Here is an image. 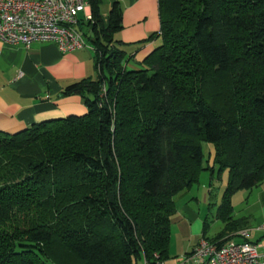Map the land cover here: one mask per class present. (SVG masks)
Masks as SVG:
<instances>
[{
	"label": "trees",
	"instance_id": "obj_1",
	"mask_svg": "<svg viewBox=\"0 0 264 264\" xmlns=\"http://www.w3.org/2000/svg\"><path fill=\"white\" fill-rule=\"evenodd\" d=\"M86 1L97 76L62 91L86 112L0 131V264L162 262L175 196L213 168L228 176L209 240L243 229L231 198L264 180V0H158L144 41L161 43L137 69L120 5L104 24Z\"/></svg>",
	"mask_w": 264,
	"mask_h": 264
},
{
	"label": "crops",
	"instance_id": "obj_2",
	"mask_svg": "<svg viewBox=\"0 0 264 264\" xmlns=\"http://www.w3.org/2000/svg\"><path fill=\"white\" fill-rule=\"evenodd\" d=\"M114 2L122 9V28L114 37L126 52V67L140 68L143 59L161 43L160 37L144 41L159 30L158 0H101L100 17L104 24ZM85 14L91 15L90 5L86 12H78L76 27L90 35ZM86 41L90 47L62 52L53 42L36 41L24 46L0 39V131L15 133L36 122L86 112L80 96L62 95L68 84L97 76L94 49L87 38ZM208 154V164L212 166V146L208 147ZM206 171L209 179L204 181L201 194L191 193V187L174 198L176 209L171 218L168 257L162 264H177L202 236L213 239L224 229L218 209L227 171L221 174L215 168ZM231 204L232 220L249 229L248 240L257 245L264 260V180L250 190L236 192ZM235 232L217 241H240ZM132 264L148 263L140 260Z\"/></svg>",
	"mask_w": 264,
	"mask_h": 264
},
{
	"label": "built area",
	"instance_id": "obj_3",
	"mask_svg": "<svg viewBox=\"0 0 264 264\" xmlns=\"http://www.w3.org/2000/svg\"><path fill=\"white\" fill-rule=\"evenodd\" d=\"M88 6L86 0H0V39L24 46L53 42L62 52L90 47L76 27L78 12H86ZM234 235L241 240L220 243L202 236L177 264H264L257 245L248 240L249 229Z\"/></svg>",
	"mask_w": 264,
	"mask_h": 264
},
{
	"label": "rangeland",
	"instance_id": "obj_4",
	"mask_svg": "<svg viewBox=\"0 0 264 264\" xmlns=\"http://www.w3.org/2000/svg\"><path fill=\"white\" fill-rule=\"evenodd\" d=\"M127 68H131V67H129V66H127ZM209 146H211L210 144H208V143H202V149H203V152H204V156H205V160L206 159H208V147ZM204 164H206V162H204ZM208 171H206V172H201V174H200V178H199V181H198V183L197 184H194L193 186H192V189H191V193L193 192V193H202L203 192V190H204V188H203V185L205 184V182H207L208 181V173H207ZM206 174V175H205ZM205 181V182H204ZM200 193V194H201Z\"/></svg>",
	"mask_w": 264,
	"mask_h": 264
}]
</instances>
